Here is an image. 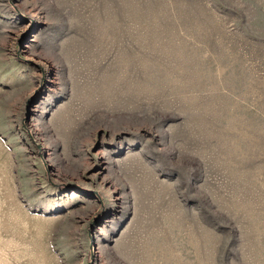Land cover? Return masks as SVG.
<instances>
[{"label":"rangeland","instance_id":"obj_1","mask_svg":"<svg viewBox=\"0 0 264 264\" xmlns=\"http://www.w3.org/2000/svg\"><path fill=\"white\" fill-rule=\"evenodd\" d=\"M0 264H264V0H0Z\"/></svg>","mask_w":264,"mask_h":264}]
</instances>
